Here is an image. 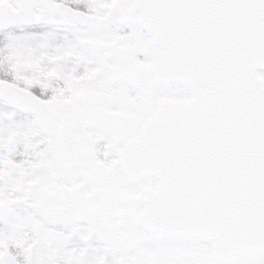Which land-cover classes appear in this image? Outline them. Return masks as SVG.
I'll return each mask as SVG.
<instances>
[{
	"label": "snow or ice",
	"instance_id": "6c2138e0",
	"mask_svg": "<svg viewBox=\"0 0 264 264\" xmlns=\"http://www.w3.org/2000/svg\"><path fill=\"white\" fill-rule=\"evenodd\" d=\"M0 264H264V0H0Z\"/></svg>",
	"mask_w": 264,
	"mask_h": 264
}]
</instances>
